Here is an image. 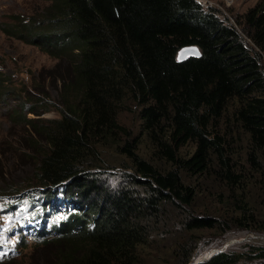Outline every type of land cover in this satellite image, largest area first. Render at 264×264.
I'll return each mask as SVG.
<instances>
[{"label":"trees","instance_id":"16d2710c","mask_svg":"<svg viewBox=\"0 0 264 264\" xmlns=\"http://www.w3.org/2000/svg\"><path fill=\"white\" fill-rule=\"evenodd\" d=\"M44 1L40 19L4 27L65 70L54 80L58 103L42 91L15 112L30 127L33 177L0 195L17 200L7 209L27 226L22 246L27 235L43 250L27 264H163L170 251L178 255L166 264H189L204 237L196 232L264 231V0L237 19L241 32L196 0ZM186 45L202 55L178 61ZM5 81L0 71V88ZM54 105L57 117L27 116ZM127 112L142 120L137 134L121 119ZM107 150L126 160L122 183L104 177ZM205 194L220 216L198 211ZM171 207L190 238L169 225ZM8 247L3 259L14 264L20 252ZM241 260L264 264V246L204 264Z\"/></svg>","mask_w":264,"mask_h":264},{"label":"rangeland","instance_id":"374dc122","mask_svg":"<svg viewBox=\"0 0 264 264\" xmlns=\"http://www.w3.org/2000/svg\"><path fill=\"white\" fill-rule=\"evenodd\" d=\"M207 1L210 6L217 9L218 15L223 21L236 25L241 32L242 29L237 24V19L243 16L249 8L259 3L260 0ZM46 6L47 2L44 0H0V71L6 78V87L0 88V190H3L7 186L12 188H16L20 184L26 186L27 183H31L29 180L33 177L34 162L28 156L31 153L23 146L25 145L24 138L29 136L26 129L30 127L15 112L21 110L23 101L29 100V104H34L38 100L37 97L41 96L43 98L45 94L42 91L47 93L45 95L47 100L49 99L51 103H58L60 84L58 83L59 87H57L54 80L57 78V75L65 71L63 68H59L60 61L58 58L50 56L34 44H29L14 35L11 36L5 31L4 27L16 25L20 20L28 23L32 18L40 19ZM247 41L249 42L250 39H247ZM5 89L13 90V93L7 96L4 94ZM27 116L34 119L35 117L51 119L59 116V112L54 105L51 106L50 111L41 116L28 112ZM121 119L129 127H132L136 134L142 128V120L138 116V112L124 113L121 115ZM193 148V145L189 144L183 147L180 153L183 156H187ZM142 151L145 154L147 153L145 147L142 148ZM104 155H106L105 158L108 157L111 160L112 165L115 164L118 167V169L113 168L112 165L108 167L111 170L105 171L104 177L111 181V184L122 183L118 170L123 168V163L126 160L108 150L104 152ZM158 164L164 169L172 167L165 160H158ZM182 175L186 183L195 181V178H192V176L183 173ZM16 201L15 197H3L0 195V249L9 248L8 246L17 248L20 255L17 257L19 260L16 259L18 261L14 264H27L31 259L30 256L34 255L38 257V255L43 253V250L41 246L37 245L38 243L33 237L27 235L25 238L29 243L26 247L22 246L21 235L22 233L25 234V231L20 229V227L24 229L26 225L20 219L21 216L17 217V215L13 214L17 209L11 207L7 209L8 205H12ZM197 209L199 212L208 211L209 214L216 216L222 214L220 206L216 205L211 195L208 196V194L199 198ZM168 213L170 215V219L168 218L169 225L175 229L180 228L179 232L182 236L187 235L189 237L193 233L191 232L189 235L186 231L183 230V232L181 230L184 219L182 216L175 215L172 207L169 208ZM195 236L204 237L194 252L195 258L189 264H195L201 260H203L202 264L208 262L213 256L209 259L207 258L215 253L216 247H222L225 244L228 246L224 252L229 253L230 251L247 252L250 246H264L263 230H247L238 228L237 226H232L225 232L222 230L199 231L196 232ZM175 241H177L176 244ZM179 242L178 238L172 240L165 239L166 247H172V243H174V246H177ZM0 251L2 252V250ZM167 254L168 256L164 257L163 264L175 261L176 255H178L175 253L172 255L171 251ZM3 257H1L0 253V264H8L4 261ZM161 260L151 261L152 263L150 264H158ZM239 264L249 263L241 260Z\"/></svg>","mask_w":264,"mask_h":264},{"label":"water","instance_id":"95a60500","mask_svg":"<svg viewBox=\"0 0 264 264\" xmlns=\"http://www.w3.org/2000/svg\"><path fill=\"white\" fill-rule=\"evenodd\" d=\"M202 55V51L201 48L197 45H186V47H183L181 49L178 50L177 52V60L178 61H184L187 60L188 57H200ZM227 244L223 245L222 247H216L217 249H215V253L211 254L207 259L211 258L212 256L220 253V252H224L225 248H227ZM203 260L195 263H201Z\"/></svg>","mask_w":264,"mask_h":264},{"label":"built area","instance_id":"2783aa9c","mask_svg":"<svg viewBox=\"0 0 264 264\" xmlns=\"http://www.w3.org/2000/svg\"><path fill=\"white\" fill-rule=\"evenodd\" d=\"M199 4H202L206 8H211L212 6L209 5L207 0H196Z\"/></svg>","mask_w":264,"mask_h":264}]
</instances>
